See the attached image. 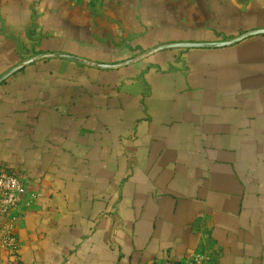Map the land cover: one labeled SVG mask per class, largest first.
<instances>
[{
  "label": "crops",
  "instance_id": "obj_1",
  "mask_svg": "<svg viewBox=\"0 0 264 264\" xmlns=\"http://www.w3.org/2000/svg\"><path fill=\"white\" fill-rule=\"evenodd\" d=\"M264 0H0V169L34 204L0 264H264ZM2 231L0 230V237Z\"/></svg>",
  "mask_w": 264,
  "mask_h": 264
},
{
  "label": "built area",
  "instance_id": "obj_2",
  "mask_svg": "<svg viewBox=\"0 0 264 264\" xmlns=\"http://www.w3.org/2000/svg\"><path fill=\"white\" fill-rule=\"evenodd\" d=\"M78 2L81 0H68ZM90 2L97 0H88ZM37 195L26 186L24 179L17 173L0 169V247L4 248L12 258L20 254L19 239L15 232V224L31 208ZM154 264H169L156 262ZM172 264H210L208 258L194 252Z\"/></svg>",
  "mask_w": 264,
  "mask_h": 264
},
{
  "label": "water",
  "instance_id": "obj_3",
  "mask_svg": "<svg viewBox=\"0 0 264 264\" xmlns=\"http://www.w3.org/2000/svg\"><path fill=\"white\" fill-rule=\"evenodd\" d=\"M259 34H264V28H259V29H254V30H250L247 31L245 33H242L241 35L230 39V40H225V41H217V42H180V43H167V44H162L154 49H152L150 52H154V51H158V50H162V49H166V48H172V47H185V48H189V47H223V46H229L232 44H235L247 37L253 36V35H259ZM145 55H147V53L139 55L135 58L129 59L127 61L121 62V63H117V64H104V63H95V62H89L87 60L81 59L79 57L73 56V55H69V54H61V53H53V54H42V55H37L34 56L30 59H27L26 61L22 62L20 65H17L15 67H13L12 69H10L9 71H7L6 73H4L3 75L0 76V82H2L3 80H5L8 76H10L11 74L15 73L16 71H18L19 69H21L23 66H25L26 64L37 60V59H41V58H46V57H51V56H56V57H63V58H67V59H71L74 61H77L79 63L82 64H88L91 66H95L98 68H115V67H120L129 63H132L134 61H136L137 59H140L142 57H144Z\"/></svg>",
  "mask_w": 264,
  "mask_h": 264
}]
</instances>
